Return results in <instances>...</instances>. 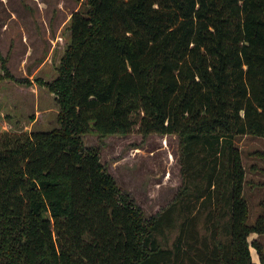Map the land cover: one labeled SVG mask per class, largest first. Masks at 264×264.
<instances>
[{"label": "trees", "instance_id": "obj_1", "mask_svg": "<svg viewBox=\"0 0 264 264\" xmlns=\"http://www.w3.org/2000/svg\"><path fill=\"white\" fill-rule=\"evenodd\" d=\"M69 23L53 80L16 79L0 52V84L45 88L57 106L53 128L0 132V264H264L249 240L264 235V197L250 224L236 146L264 140V0H85ZM136 127L180 138L184 186L149 219L84 143ZM185 199L207 211L212 247L197 246Z\"/></svg>", "mask_w": 264, "mask_h": 264}, {"label": "rangeland", "instance_id": "obj_2", "mask_svg": "<svg viewBox=\"0 0 264 264\" xmlns=\"http://www.w3.org/2000/svg\"><path fill=\"white\" fill-rule=\"evenodd\" d=\"M83 3L85 0H0V52L16 79L42 77L49 81L57 77L60 59L71 41V15ZM56 114L57 106L47 89L14 81L0 84V132L50 129L56 125ZM84 143L87 147L99 148L103 165L120 189L135 199L147 219L167 210L184 186L177 135L145 136L136 127L127 135L87 134ZM236 146L246 169L244 193L250 207L249 223L254 224L263 214L264 140L243 135L236 138ZM184 201L190 208L194 205L192 214L197 217L200 238L197 246L203 247L207 241L212 247V226L207 222V211L199 210L200 202L195 204V199L188 204ZM175 215V227L157 235L163 245L172 246L181 232L179 224L183 217L179 211ZM249 240H257L264 249V235L253 234ZM252 254L258 262L254 248Z\"/></svg>", "mask_w": 264, "mask_h": 264}]
</instances>
